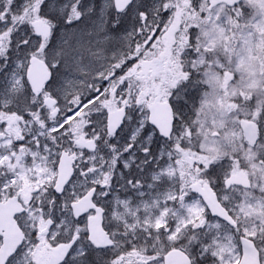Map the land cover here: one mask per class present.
Masks as SVG:
<instances>
[{
  "label": "snow or ice",
  "instance_id": "snow-or-ice-1",
  "mask_svg": "<svg viewBox=\"0 0 264 264\" xmlns=\"http://www.w3.org/2000/svg\"><path fill=\"white\" fill-rule=\"evenodd\" d=\"M0 264H264V0H0Z\"/></svg>",
  "mask_w": 264,
  "mask_h": 264
}]
</instances>
